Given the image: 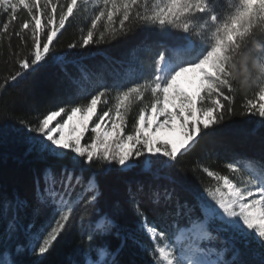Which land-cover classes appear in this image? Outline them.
<instances>
[{"label":"snow or ice","instance_id":"obj_1","mask_svg":"<svg viewBox=\"0 0 264 264\" xmlns=\"http://www.w3.org/2000/svg\"><path fill=\"white\" fill-rule=\"evenodd\" d=\"M88 3L89 0H64L63 3L61 0H0V40L10 41L13 35L25 44L31 40V59L13 53L19 69L0 82V89L9 81H17L25 71L35 73L46 68L48 60L63 63V58L49 56L55 47L53 41L70 17L78 18L80 12L87 11ZM93 6L97 11L86 35L79 45L69 44L70 49L105 42L106 37L119 39L145 27L156 29L165 39L156 42L160 51L152 62L150 76L121 87L113 98L114 103L102 112L91 129L89 123L97 115V107L101 98L106 97L107 89L91 95L90 102L65 104L51 110L35 126L21 121L30 132L42 137L27 138L30 151L58 160L70 159L72 164L71 169L67 165L62 169L59 183L63 191L56 186L52 168L45 170V189L39 200L52 207L55 219L41 228L45 233L43 237L39 233L30 237V247L41 256L49 252L58 238L67 237L72 227L70 220L74 223L76 204L84 199L85 193L92 192L91 200L96 199L98 189L93 176L84 186V193L72 200L74 185L83 184V169L79 175H74L78 165L102 159L108 164L131 168L133 165L129 161L139 160L141 156L149 167L177 161L178 156L182 158L193 151L218 129L205 130L221 124L226 115L232 113L233 96L230 94L236 89L230 74L237 56L250 52L264 62V54L246 51L249 43H257L258 34L264 33V0H93ZM21 10L23 18L19 15ZM18 20V24L14 23ZM97 33L98 40L94 39ZM169 39L173 42L168 43ZM257 86L258 92L247 99L244 107L249 114L264 118V82ZM145 93H149L150 99L139 108L131 133L126 135L127 117L133 105L144 100ZM62 115L66 118L53 127V122ZM165 129L172 135L159 136ZM89 131L94 135L82 144ZM69 152L74 155L69 156ZM227 167L242 174L239 182L203 168L217 182L214 189L209 187L206 191L222 212L215 206H206L207 219L195 222L188 230L190 234L181 233L184 240L190 241L186 247L176 245L179 236L171 243L157 245L153 251L154 258L159 254L157 264H233V261L213 259L216 253L211 248H201L198 243L216 238L209 224L217 219L221 222L217 231L232 233V239L243 240L245 246L255 240L264 248V167H255L251 161L243 167L235 162ZM245 172L247 175H243ZM111 226L112 221L106 216L96 222L101 235ZM145 228L154 234L153 239L163 235L154 227L145 225ZM88 239L93 237L90 235ZM35 241H40L38 246ZM97 249L99 258L88 260L87 264H116L106 259L109 253L104 244L97 245ZM239 255L236 249L234 260ZM0 264L13 262L6 258L0 260ZM237 264L245 262L240 260Z\"/></svg>","mask_w":264,"mask_h":264},{"label":"trees","instance_id":"obj_2","mask_svg":"<svg viewBox=\"0 0 264 264\" xmlns=\"http://www.w3.org/2000/svg\"><path fill=\"white\" fill-rule=\"evenodd\" d=\"M96 11L93 0H89L87 11L80 12L78 18L70 17L58 33L49 56L63 58V63L48 60L46 68L35 73L25 71L17 81H9L4 89H0V260L7 258L13 264H34L36 261L87 264L89 259L99 258L97 245L104 244L109 253L108 261L157 264L159 254L156 253V258L153 256L157 245L171 243L179 236L182 238L180 245L186 247L190 241L184 240L181 233L190 234L188 230L195 222L207 219L206 206L216 207L206 189H214L217 182L203 171L204 167L232 179L235 173L227 167L229 163L243 167L251 161L255 167H264V118L249 114L244 107L247 99L258 92V86L240 89L233 82L236 90L230 94L233 96L232 113L226 115L221 124L205 130L218 129L193 151L182 158L178 156L177 161L148 167L144 163L145 157L141 156L139 160L129 161L134 164L131 168L108 164L102 159L78 165L74 175H79L83 169V184L74 185L72 200L84 193V186L93 176L98 189L96 199L91 200L92 192L85 193L84 199L76 204L74 223L70 220L72 227L67 237L58 238L43 256L34 252L30 237L36 233L43 237L45 233L40 231L41 228L55 219L52 207L39 200L45 189V170L52 168L56 186L63 191L59 183L62 169L65 165L71 169L72 164L70 159L58 160L30 151L27 138L42 137L30 132L21 121L35 126L51 110L65 104L90 102L91 95L107 89L106 97L101 98L97 107V115L89 123L91 129L102 112L114 103L113 98L121 87L150 76L152 62L160 51L156 42L165 39L156 29L145 27L119 39L106 37L105 42L70 49L69 44L76 42L79 45L82 36L86 35ZM19 15L23 18V10ZM14 23L18 24L19 20ZM41 39L43 42V37ZM94 39L98 40V33ZM30 47V39L25 44L15 35L10 41L0 40V82L19 69L13 53L31 59ZM249 50L256 55L264 54V33L258 34L257 43H249L246 51ZM105 98L107 103H104ZM149 99V93H145L144 100L133 105L124 129L126 135L131 133L139 108ZM65 118L62 115L59 121ZM93 135L91 131L85 133L81 143L89 142ZM197 140H200L199 136ZM71 155L74 154L69 152ZM78 159L84 161V158ZM163 159L167 160L166 157ZM104 216L112 221V226L101 235L96 222ZM145 225L162 233L164 243H160L162 239L154 240ZM220 226L219 219L209 224L216 238L198 241L201 248H211L216 257L233 261V264L240 260L245 264H262L264 248L255 240L245 246L243 240H233L232 233L217 231ZM90 235L92 240L88 239ZM35 243L38 246L40 241ZM18 248L22 251L18 252ZM236 249L240 255L234 260Z\"/></svg>","mask_w":264,"mask_h":264},{"label":"clouds","instance_id":"obj_3","mask_svg":"<svg viewBox=\"0 0 264 264\" xmlns=\"http://www.w3.org/2000/svg\"><path fill=\"white\" fill-rule=\"evenodd\" d=\"M231 80L240 89H250L264 82V62L250 52L236 58L231 68Z\"/></svg>","mask_w":264,"mask_h":264},{"label":"rangeland","instance_id":"obj_4","mask_svg":"<svg viewBox=\"0 0 264 264\" xmlns=\"http://www.w3.org/2000/svg\"><path fill=\"white\" fill-rule=\"evenodd\" d=\"M161 120H163V118L161 117ZM58 122H60L59 121V118H57V121H54L53 122V127H55V125H56V123H58ZM57 135H59V134H57ZM168 135H172V134H170V133H168L167 132V130L165 129V130H161V132L159 133V136H161V137H165V136H168ZM50 143V142H49ZM65 151H67V150H65ZM134 165V164H133ZM149 167V166H148ZM241 173H235V175H234V178L232 179V178H229V179H231V180H233L234 182H239L240 181V178H241ZM243 175H247V173L245 172V173H243ZM216 208H217V210L218 211H221L222 212V210H219V208H218V205H216ZM157 233H159L158 231H157ZM151 235H152V237H153V235L154 234H152V233H150ZM162 237V238H161ZM160 239H162V240H160ZM163 236H161V235H157V236H155V239L154 240H156L157 242L160 240V243H164V241H163ZM181 240H182V238L180 237V239L179 240H176V245H179V246H181L180 245V243H181ZM176 245H174V246H176ZM161 246H163V245H161ZM213 259H220V260H222V258H220V257H216L215 255L212 257ZM89 260H91V259H89Z\"/></svg>","mask_w":264,"mask_h":264},{"label":"bare ground","instance_id":"obj_5","mask_svg":"<svg viewBox=\"0 0 264 264\" xmlns=\"http://www.w3.org/2000/svg\"><path fill=\"white\" fill-rule=\"evenodd\" d=\"M168 136H170V135H168Z\"/></svg>","mask_w":264,"mask_h":264}]
</instances>
